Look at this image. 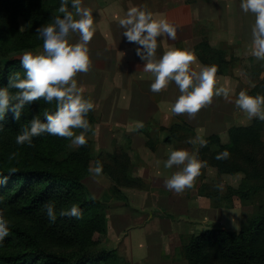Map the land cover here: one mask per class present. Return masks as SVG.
Segmentation results:
<instances>
[{"label":"trees","instance_id":"1","mask_svg":"<svg viewBox=\"0 0 264 264\" xmlns=\"http://www.w3.org/2000/svg\"><path fill=\"white\" fill-rule=\"evenodd\" d=\"M60 3L61 0H0V88L6 87L9 77L16 72L24 78L20 58L25 51L33 52L43 45L36 29L63 16L58 11ZM68 8L72 9L71 0ZM193 49L204 66H218L217 74L225 73L236 60L227 57L224 48L212 46L206 36ZM248 75L255 78L257 70H249ZM9 91L15 94L17 90ZM246 92L251 96L264 95V76ZM55 110V101L48 104L41 98L26 104L19 120L13 118L10 110L0 120V178L9 177L6 184H0V208H10L32 227L10 222L9 235L0 241L8 248L0 250V264H116V248L98 246L104 242L107 231L102 203L82 182L89 172L92 140L87 138V144L74 151L67 150L70 139L47 133L33 137L31 147L16 144V136L33 117L46 122L44 113ZM86 118L93 127L91 111ZM263 125L264 121L254 117L249 124L229 126L226 141L211 134L203 138L207 147L198 144L199 159L215 167L218 173L243 174L237 186L228 184L225 191L217 190V184L210 189L207 185L198 187L200 195L212 199L210 206L239 207L249 204L256 193L264 190V157L258 155L263 146ZM183 126L186 125L175 121L169 131L173 136L180 135L178 130ZM170 137L168 134L167 139ZM225 150L229 157L217 160V154ZM122 151L107 153L113 165L105 166L116 184L113 189L118 192L120 186H141V180L131 175L128 155ZM12 153L18 155L10 160ZM13 168L16 171L10 175ZM49 203L54 205L55 222L46 215L45 205ZM73 204L82 210V219L60 215ZM48 242L61 248L53 249ZM183 258L188 264H264V212L247 219L238 230L211 227L192 234L183 247Z\"/></svg>","mask_w":264,"mask_h":264},{"label":"crops","instance_id":"2","mask_svg":"<svg viewBox=\"0 0 264 264\" xmlns=\"http://www.w3.org/2000/svg\"><path fill=\"white\" fill-rule=\"evenodd\" d=\"M122 1V4L109 1L104 7L98 0H82V7L90 8L94 22L100 24V28H96L99 24L94 25L96 31L88 45L91 59L89 91L94 103L99 101L97 108L94 106L99 115L93 138L96 148L104 149L106 153L111 152L113 146L119 149L125 143L129 144L126 150L131 163L130 172L141 180V186L122 188L121 197L111 194L106 197L109 242H117L127 260L131 255L142 256L149 249L147 255L150 257L152 252L153 261L158 252L162 255L166 251L165 230L170 226L167 224L170 218L179 219V223L183 220L205 221L219 216L211 213L226 208L210 206L195 187L190 194H186V189L177 194L165 187V181L179 170L177 166L164 167L163 162L170 151L192 150L188 139H178L179 135L171 134L169 124L177 121L189 126L194 135L192 139L197 135L204 138L217 134L226 141L229 126L246 125L234 122L239 118L235 101L245 84L242 73L231 74L228 69L225 74L216 73V78L220 76L217 87L230 90L227 99L214 96L212 103L194 118L187 113L173 114L171 106L180 95L178 87L170 82L159 93L150 90L155 77L144 71L145 61L136 55L139 45L127 41L118 18H123L129 8L136 6L151 11L154 18L166 17L177 27L175 40L166 35L157 37V59L170 47L194 50V45L206 36L212 46H229L231 52L228 56L232 53L241 60L240 65H247V61L256 59L250 50L255 16L241 10V0ZM96 13L101 17L97 18ZM78 40L79 34L73 33L70 43ZM138 121L143 122L142 129L136 128ZM151 121L153 131L149 133L148 123ZM168 134L171 135L169 139ZM197 146L194 145L191 152H196ZM226 212L225 215H230L229 211Z\"/></svg>","mask_w":264,"mask_h":264},{"label":"clouds","instance_id":"3","mask_svg":"<svg viewBox=\"0 0 264 264\" xmlns=\"http://www.w3.org/2000/svg\"><path fill=\"white\" fill-rule=\"evenodd\" d=\"M68 5L69 0H61L58 11L63 16H57L52 23L36 29L43 39V52L23 53L20 60L25 70L24 78L16 72L9 77L7 86L0 88V120H3L9 110L13 112V118L19 120L23 107L41 98L48 104L56 102L54 112L44 113L46 122L37 117L31 119L29 125L16 136L17 145L27 144L31 147L33 137L47 133L70 139L73 145L84 146L87 144V133L91 131L93 135L96 134L86 118L94 109V104L84 97V88L78 87L75 79L78 73H87L91 67L88 45L96 31L94 18L90 8L82 7V0H71L74 13L69 11ZM240 8L244 13L250 12L255 16L251 27V55L258 60H264V0H241ZM118 19L127 41L139 45L136 55L145 61L144 71L152 73L155 77L150 90L159 93L166 89L170 82H174L178 87L180 95L171 106L173 114L187 113L190 118H194L202 108L212 103L214 96L227 99L230 90L217 87L218 66H200L198 71L194 70L192 65L197 61L194 51L170 47L159 59L156 58L157 37L166 35L168 39H176L177 27L166 17L154 18L151 11L133 6L123 18ZM73 33L79 34L76 43H70ZM9 89L17 91L13 94ZM235 105L247 114L249 120L255 117L264 121V95L251 96L241 90ZM143 127V122H136L137 129ZM75 129L80 130L79 134H76ZM188 143L199 144L203 148L207 147L208 142L201 135H197L195 139L190 138ZM17 155L18 153H12L9 159L12 160ZM229 155L225 150L215 158L224 160ZM163 163L168 169L173 166L179 168L165 181V187L177 194L193 188L201 169L207 167V162L199 159L198 149L196 152L186 149L172 150ZM15 171V168L11 169L10 175ZM102 171L103 165L99 160L95 162L94 167L89 168L94 177L101 175ZM8 179V176H3L0 178V184H6ZM45 209L49 220L55 222L54 205L46 204ZM60 215L83 218L82 210L76 204L66 211L62 210ZM9 225L6 209L0 208V241L9 235Z\"/></svg>","mask_w":264,"mask_h":264},{"label":"rangeland","instance_id":"4","mask_svg":"<svg viewBox=\"0 0 264 264\" xmlns=\"http://www.w3.org/2000/svg\"><path fill=\"white\" fill-rule=\"evenodd\" d=\"M109 1H113L115 3H121V4L123 2L122 0H105V1L98 0V2L104 7H105V5H107V3ZM69 11H72L73 13L75 12L74 9H70ZM96 14H97V18L101 17V14H99V13H96ZM105 15H107V13H105ZM75 18L78 19V17H75ZM96 21H98V20H96ZM96 24H99V22H94V25H96ZM96 28H100V24L97 25ZM221 48H224L226 50L227 56L231 52V48L229 46H221ZM192 51H194V50H192ZM42 52H43V45L36 47L32 53L33 54H41ZM194 53H195V51H194ZM195 55H196V53H195ZM229 56L232 58H236V60L232 61L229 64V66L227 67L228 72L230 71L231 74L242 73V81L245 84V86L243 88L245 91L247 89H250L258 80H260L264 76V60L255 59L253 61H247L246 62L247 65H245V64L240 65L242 63L241 60L239 61V59L236 56H234L232 53ZM196 57H197V55H196ZM200 66H204V65L201 63V61L197 57V61L195 64L192 65V68L194 70L198 71ZM248 69L249 70H252V69L257 70L258 76H255V78L250 77L246 73V71ZM223 74H225V73H223ZM243 74H246V75H243ZM88 76H89L88 72L86 74L85 73H78L77 76L75 77V79L78 82V87H84V90L87 89L83 92L84 97L86 99H90L93 102L94 106L97 108L99 101L94 103V101L92 100V95L89 91V87H91V85L88 84L90 78H88ZM239 78H240V75H239ZM91 112H92V115L94 116V124L92 127V129L94 130L96 127V124L98 122V115L99 114H98V110H96L95 108L93 110H91ZM237 114H238L237 116H239V118L234 121L236 124H238V123L239 124L251 123L252 119L249 120L247 117V114L245 112H243L241 109H239L238 107H237ZM172 123H170L169 125H171ZM148 125H149L148 131L150 133L153 131L152 130V121L150 123H148ZM74 131L76 132V134H78V129H75ZM178 132L180 133L178 139H182V140L187 141L186 139L189 140L190 138L191 139L194 138V135L192 134V130L190 129L189 126H187V127L183 126L182 128H180L178 130ZM175 133H177V132H175ZM176 135H178V133ZM150 136H151V134H150ZM87 138L91 139L93 142L92 159L90 160L89 168L94 167L95 162L97 160H99L102 165L104 164L105 170L102 171L101 175L95 176V177L93 176L92 173L88 172V174H86V176L82 179V182L85 184V186L87 187L90 194L94 198L100 200V202L102 203L101 212L104 213L105 218H106V211H107V206H108V204H106V197H110L109 196L110 194L114 197L115 196L119 197L121 195L122 191L120 190L118 192V190H116L115 188L113 189V186L116 184H115L114 180L108 174L106 167H105V166H107V168H110V166L113 165L110 162L108 154L105 152L104 149L96 148V146H95L96 144H95L94 138H93V132H90L89 134H87ZM225 139H227V138L225 137ZM261 139L263 141V146L261 147V151L259 148L258 155L261 157H264V125H263V129L261 131ZM124 145L125 146L119 147V149L116 146H113L111 152H109V153H113V152L116 153V151H121V149H122L123 150L122 152L127 153L128 160H129L128 166L131 167L128 150H125L122 148V147H125L126 149H128L129 144L125 143ZM188 146L190 149L193 150L194 145L190 144ZM212 146L215 147V145H212ZM78 148H79V146L73 145L71 140H69L68 149H67L68 151H74V150H77ZM99 154H102V155L98 156ZM96 158H97V160H96ZM241 175H243V174H241V173H235L232 175H230L228 173L220 174V173H218V171L215 167L207 165V167L201 169V174H200V176H198L196 178L194 187L197 189L198 187H200L202 185H207V188L210 189L212 187L214 188L213 185L217 184V187L215 186V188L217 190L225 191L226 187L228 186L229 183H231L233 186H237L240 182V176ZM252 182L254 183V181H252ZM119 188L122 189L124 187L121 188V186H120ZM191 189H186V191H185L186 194H190ZM197 192H198V190H197ZM205 199H206V201L209 202L208 204L210 205L212 202V199H210L209 197H205ZM114 207H117V205H114ZM4 209H6V218L10 222H20V224H23L29 228H32L31 225L28 223V221L24 219V217L18 216V214H14L12 212V210H10V208H4ZM223 209H225V210H223ZM226 211H229L228 213H230V215H225L227 213ZM262 212H264V190H261L258 193H256L253 196V199L249 204L247 203V204L241 205L239 207H235V208H222L218 212L215 211L214 213L210 214V215H219L216 218L206 219L205 221L202 219V220L197 221V222H191L188 220H183L182 223L177 222L179 220V219H177V217H176L177 220H175L174 218H170V220L167 221V224H170V226H167L166 230H165L167 233V235H165L166 236V240H165L166 241V244H165L166 251L164 250V254L162 253V255H160L161 253L158 252V254L155 255L153 261H152V252L150 254V257H148V255H147V252L149 251V249H147L146 253L142 254V256L135 257V255H133V256L131 255L129 257V259L127 260L126 257L122 254L123 252H122L121 248H119V246H118L119 244L117 245V242H113V243L109 242V236L110 235L108 233V229L106 231V234L104 235V239H105L104 242L102 244H99L98 246L116 248L117 257L119 259V260L117 259L116 264H134L136 262L139 264H188L187 261L183 258V247H184V245H186V243L188 242V240L190 239L192 234H196L198 232L205 230L206 228H211V227H223V228H226L229 230H238L240 228L241 224L247 222V219L251 218L252 216L260 215V214H262ZM157 241H158V239H157ZM150 242H152V240H150ZM46 244H49V246L53 249H60L61 248L59 245L52 243V242H48ZM6 249H8V248L4 247V245H2L0 243V250H6ZM140 251L141 250H139V252ZM142 251H144V249H142ZM132 260H134V261L132 262Z\"/></svg>","mask_w":264,"mask_h":264}]
</instances>
